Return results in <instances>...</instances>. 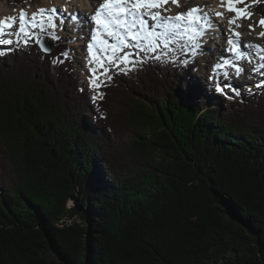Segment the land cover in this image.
Here are the masks:
<instances>
[{"label": "trees", "instance_id": "obj_1", "mask_svg": "<svg viewBox=\"0 0 264 264\" xmlns=\"http://www.w3.org/2000/svg\"><path fill=\"white\" fill-rule=\"evenodd\" d=\"M68 48L0 55V264H264V83L209 103L153 55L94 99Z\"/></svg>", "mask_w": 264, "mask_h": 264}, {"label": "rangeland", "instance_id": "obj_2", "mask_svg": "<svg viewBox=\"0 0 264 264\" xmlns=\"http://www.w3.org/2000/svg\"><path fill=\"white\" fill-rule=\"evenodd\" d=\"M12 1L13 0H0V6L4 7L8 11L15 10L17 6L19 5L26 7L27 13L25 17H27V15L29 16L27 17V20L29 21L31 26L24 28L22 27V25H20L21 27L17 30L18 27H17V24H15V31L13 33L18 34V35L14 37L13 42L9 44L7 47L2 46L0 48V55L4 53L6 50H8L12 46V44H14L18 39L25 41L26 39H30V38H37L41 33H45L49 37L50 36L53 37V33H54L53 39L51 38L53 41L60 39L62 41L67 42V45L69 46L67 55L72 58L71 59L72 60V70L76 76L85 80L86 82L85 88L93 93L94 98L98 97L97 88L102 83L109 80L111 71H114L117 68L124 69V68L130 67L135 62V60L140 59V58L151 59L153 55L164 56L166 59L175 60L179 63L183 62L187 66H188L189 60H194L196 69L193 71L189 70L186 72L189 77V82H188L189 88L190 90H193L195 87H198V88L200 87L201 89L205 90L206 95H207V101L209 103H211L212 101L215 104L221 105V106L224 103V101L221 100L222 97L217 99L218 94H215L216 91H219L220 93L223 94V96H225V95H230L227 92L228 89L231 91H235L236 93H239L243 89L251 90L254 87L264 83V68L263 70L258 71V72L252 68V71L249 73V67H248L247 69H245L243 75L240 74L233 78H230L228 73H224L223 71L225 70L223 71L220 70L218 71L219 77L210 76V78H208L207 77L208 70L210 69L212 65L210 64L212 63L211 59L214 58L212 57L210 50L211 52H213L215 56V53L218 52L220 49V47H216V45H219V44L212 43V40L216 41L215 39L217 38L216 36L207 38L208 41H206L205 43L208 42L211 44V46L210 44H203L202 49L194 48L192 44H185V42H179L180 46L177 44L176 41H174L175 44H169L168 39H166L167 41L163 43L158 42L156 38L153 40H147L146 42L129 41V43L125 44L126 47L119 45L117 46L118 51L117 50L116 52H114L113 50L109 51L107 58H103L101 60L102 66L100 63L99 65H97L98 69L101 67L100 70L97 71L99 79L97 78L95 82H92L91 80L87 78L89 74L88 73L84 74V70H82V68L84 69V65L81 59H79L82 56V52H83L80 46H82V42L84 44L87 35L85 36V39H83V41L80 42L79 44H78V40L76 36L83 35L82 32H87L88 34H90L89 31L91 32V30H86L89 28L87 27V21H88L87 17L90 19V15L92 13L93 8H91V10L89 11L85 9L86 14L78 10H68V11H64L65 12L64 13L62 12L63 9L59 11L61 8L60 6L55 5L56 3L58 5H61L60 3L62 0L61 1L59 0L58 2H55V0H49L50 5L45 3V1L49 2L47 0H32L30 2H25L23 4H18V5L14 4ZM257 1H261V0H242L241 9L245 10L244 11L245 16L244 18L241 19L242 20L241 26L243 25L247 26L249 24H252L254 27L261 26L262 27L261 39H258L257 37H255L254 39H257L255 41H258L262 45H264V19H261V17L255 13L254 6ZM188 3H189V0H178V2L174 4H175L176 9H180L182 7V4L188 5ZM52 4L58 9H55V10L51 9L52 11V14H51L52 24H51L47 16V12L50 11L48 6L54 7ZM30 8L32 9L40 8V10L35 13L37 15L35 18H33V14H30V10H31ZM41 8H43L44 10L40 14V11L42 10ZM162 8H163L162 9L163 15H167V12H169V5L165 4L163 5ZM17 13L20 14L19 11H16L14 14L16 23L18 21ZM66 15H67V18H66ZM25 17L24 18L21 17V19L25 21ZM56 17H58V23L56 22ZM14 18H13V22H14ZM69 19H71V23L69 22ZM72 19L76 22H78L79 19H81L80 20L81 25L76 26L75 23H73ZM13 22L10 24V26L8 25L4 28V32L6 31L5 35L9 33L7 32L8 31L7 29H9L13 25ZM56 26L57 28L55 30L54 27ZM157 28L159 30L161 29L160 27H157ZM162 31L163 30L161 29L160 32ZM5 37L6 38L3 40V44H5L4 41H8L7 36ZM73 38H76V39H73ZM185 40L187 43L189 39L186 38ZM241 44H244L242 40H241ZM190 45L192 46V48L190 47ZM229 47H230V44L228 43V40H226L223 45L225 52L229 51L230 49ZM83 48H86V47H83ZM192 50L195 51L194 54H192ZM90 67L91 66L88 65V68ZM263 67H264V63H263ZM219 69H221V67ZM221 73L222 74L224 73V75H221ZM246 73H247V76H246ZM209 75H211L210 72H209ZM90 88L92 89L96 88V90L92 91ZM192 100L194 102H197L199 99L197 98V96L193 95Z\"/></svg>", "mask_w": 264, "mask_h": 264}, {"label": "bare ground", "instance_id": "obj_3", "mask_svg": "<svg viewBox=\"0 0 264 264\" xmlns=\"http://www.w3.org/2000/svg\"><path fill=\"white\" fill-rule=\"evenodd\" d=\"M58 1L59 0H55V2ZM124 1H128V2L130 1L131 3H133L132 8L136 10H144L147 13L151 12L152 10H155V13H153L154 18L160 24L162 22L158 20L160 19V15L163 14L162 7L165 4L169 5V12H167V14L168 16H171V18L174 20V22L176 23L175 27L177 28V30L175 28H171L170 30L171 33L173 34L174 41H176L179 46L180 43L178 42V38H177L179 34L185 33L186 38L191 41L192 46H194V48H199V49L203 48V44H210L208 42L205 43L206 41H208L207 38L216 36L217 37L215 38L216 41L212 40V43L219 44L216 45V47H220V49L218 52L215 53V56L213 52H211V50L209 49L212 57L214 58L211 59L212 63L210 64L212 65L208 70V75H207L208 78H210V76L216 77L218 71L225 70L224 68L226 63H223L222 61L223 59L219 60L218 57L220 55L229 56L230 52L234 53L235 51L233 46H230L229 51L225 52L223 45L226 40H228V43L230 45L233 42L237 43V41L238 43L241 44V40H242L244 42L243 44V46L245 47L244 50L250 52L252 60L257 64L264 63V45H262L258 41H255L257 39H254L255 37L261 39L262 27L261 26L254 27L252 24H249L247 26L244 25L241 26L242 24L241 19L244 18L245 16L244 15L245 10L241 9L242 0H189L188 5L182 4V7L180 9H176L174 4L177 3L178 0H124ZM45 3L50 5V1L49 2L45 1ZM109 3L113 5V13H116L115 8H117L122 3V0H62L60 3L61 5H58L57 3L55 4L61 7L60 10L62 9L63 11L78 10L84 14H86L85 9L89 11L91 10V8H93L92 13L90 15V19L87 17L88 19L87 27L89 28L86 30H91V32L89 31L90 34H88L87 32H82L83 35L76 36L79 44L80 42L83 41V39H85V36L87 35L84 44L82 42V46H80L83 52H82V56L79 59H81L84 65V69L82 68V70H84V74L88 73L89 76L87 78L92 82H95V80H97L98 78L97 71L99 70L97 65H99V63L101 64V60L103 58H107V55L109 54V48L114 47L111 50L117 49L118 48L117 46L123 45V43L126 42V39L124 37L125 33H121V30L119 29V21L116 18V15L114 17H111L109 20V23L112 26V28L109 29V32L110 34H115L113 38L111 39L107 38L110 35L109 32L99 31V29L96 30L90 29V27H95V28L103 27L99 18L93 19L92 14H94L96 11L103 12L105 5ZM48 7L49 9H54V10L58 9L55 6L54 7L48 6ZM26 9H27L26 7L19 5L15 10L8 11L4 7L0 6V34L2 35L4 34L2 38L4 39L6 38L4 28L8 25L10 26V24L13 22L15 12L19 11L21 17L24 18L27 13ZM30 9H31L30 14H33V18H35L37 16L35 13L39 11L40 8L37 10L32 8ZM192 16L195 18V21H192ZM80 20L81 19H79L78 22L73 20V23H75L76 26L81 25ZM69 22L71 23V19H69ZM144 24L146 26L145 22ZM179 24H183L184 26H180ZM143 27L144 25L142 24V28ZM54 29H56V27H54ZM160 30L158 29L156 32L152 30V33L156 35L155 36L156 39L160 36L161 33L162 36L164 35L163 31L160 32ZM98 32H100L101 35L99 38L96 39L95 33ZM133 34L135 33H132V35ZM140 34H142V31L140 32ZM113 41L114 43L111 44V42ZM181 42H185V44H188L186 43L185 39ZM247 44H249V49H246ZM192 46L190 45L191 48ZM244 50L241 49V51ZM194 53L195 51L192 50V54ZM243 64L244 63H242V65ZM88 65L91 67L88 68ZM191 66L192 65H189L190 68ZM219 66L221 67V69H219L220 68ZM256 68L257 66L253 67L255 71ZM209 72L211 75H209Z\"/></svg>", "mask_w": 264, "mask_h": 264}, {"label": "water", "instance_id": "obj_4", "mask_svg": "<svg viewBox=\"0 0 264 264\" xmlns=\"http://www.w3.org/2000/svg\"><path fill=\"white\" fill-rule=\"evenodd\" d=\"M36 44L40 48V50L46 54L52 53L55 50V43L46 35L40 34L36 39ZM67 205H72V199L68 200ZM72 220H76L87 226V222L83 219H80L78 216H73L72 219H68L67 221L70 223Z\"/></svg>", "mask_w": 264, "mask_h": 264}]
</instances>
